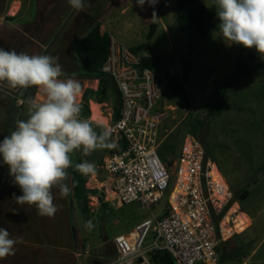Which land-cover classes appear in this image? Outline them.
Returning a JSON list of instances; mask_svg holds the SVG:
<instances>
[{
    "label": "rangeland",
    "instance_id": "obj_1",
    "mask_svg": "<svg viewBox=\"0 0 264 264\" xmlns=\"http://www.w3.org/2000/svg\"><path fill=\"white\" fill-rule=\"evenodd\" d=\"M20 1L22 4L0 0V48L57 57L67 77L78 79L82 85L79 103L86 89L99 88L98 79L82 75L75 53L77 42L97 18L105 25L104 32L118 42L129 48L145 44L141 56L160 57L161 65L155 70L159 78L165 79L169 74L181 79L191 107L186 108L171 92L165 94L162 137L167 136L166 142L175 146V152L161 148L159 156L169 164L179 157L188 135L200 139L231 187L229 226L234 227V219L240 213L251 220V225L239 233L232 229L235 234L222 243V252L234 256L243 253L242 262L264 264V56L255 48L224 41L218 23L206 37L182 30L177 23V0H164L157 9L146 0L143 6L137 0H84L83 11L73 9L68 0ZM201 1L208 7L215 6L214 0ZM15 6L19 8L13 14ZM151 24L156 25V31L148 40ZM241 59L258 67L257 71L246 76L239 74ZM17 98L25 103L18 105ZM29 98L43 101L45 97L35 88L10 89L6 84L0 85V141L15 130L18 120L27 119ZM117 98L110 93L107 101L99 104L106 124L93 121L92 110L90 118H82L100 132L115 119ZM223 101L226 105L218 114L214 108ZM92 104L91 101L90 108ZM110 143L114 145V141ZM112 149L96 150L90 156H83L80 151L71 154L73 160L94 162L99 169L87 183L88 188L99 192L90 197L88 216L73 201L77 241L73 237L72 202L54 188L58 210L53 217L38 215L35 206L18 205L14 198L22 192L0 157V228L7 229L17 241L15 254L0 260V264H108L115 256L116 237L128 234L146 220L163 216L175 178L159 205L151 209L140 202L120 206L113 199L104 169ZM242 190H248L249 197L235 201ZM101 196L109 203L108 208L102 207ZM89 220L94 225L91 229L85 227ZM151 242L150 233L147 244ZM237 259L229 264H237Z\"/></svg>",
    "mask_w": 264,
    "mask_h": 264
},
{
    "label": "built area",
    "instance_id": "obj_2",
    "mask_svg": "<svg viewBox=\"0 0 264 264\" xmlns=\"http://www.w3.org/2000/svg\"><path fill=\"white\" fill-rule=\"evenodd\" d=\"M146 1L157 9L164 0ZM142 57L111 36L103 72L116 85L119 116L105 128L113 148L125 146L105 159V173L120 206L140 202L149 209L159 205L175 179L163 216L116 237L108 264H155L151 255L156 251H167L177 264H220L219 247L235 234L228 219L231 187L193 135L185 138L172 166L162 162L159 150L167 137H162V102L168 87L155 70L143 66Z\"/></svg>",
    "mask_w": 264,
    "mask_h": 264
},
{
    "label": "clouds",
    "instance_id": "obj_3",
    "mask_svg": "<svg viewBox=\"0 0 264 264\" xmlns=\"http://www.w3.org/2000/svg\"><path fill=\"white\" fill-rule=\"evenodd\" d=\"M68 3L77 11L85 8L84 0ZM137 3L143 6L145 0ZM214 4L223 40L255 48L264 56V0H214ZM57 60L51 55L0 48V83L10 89L35 88L45 97L43 101L29 98L27 119L18 120L15 130L0 141L2 162L22 192L14 198L16 203L35 206L43 217H53L58 210L54 188L62 197L71 193L66 181L74 151L90 156L96 150L114 147L109 142V129L98 132L88 119L82 118L78 102L82 85L78 79L67 77ZM74 170L94 175L97 165L84 160L76 163ZM85 227L91 229L94 225L89 220ZM16 243L7 229L0 228V260L15 254Z\"/></svg>",
    "mask_w": 264,
    "mask_h": 264
},
{
    "label": "trees",
    "instance_id": "obj_4",
    "mask_svg": "<svg viewBox=\"0 0 264 264\" xmlns=\"http://www.w3.org/2000/svg\"><path fill=\"white\" fill-rule=\"evenodd\" d=\"M177 23L179 27L184 31H195L200 36L206 37L216 23H220L217 15L216 8L206 6L201 0H177ZM156 31V25L151 24L150 32L147 36L148 40H151ZM111 48V36L107 32H101L100 24L95 25L90 31L84 35L76 44L75 53L77 60L79 61L83 73L82 75L86 79H98L99 88L93 90L88 88L84 91L80 105L82 107L81 116L91 117L90 102L94 101L98 104H103L107 101L109 94L113 93L117 95L118 106L115 111V120L119 116V95L116 89V85L113 79L103 72V67L109 57ZM145 48V44H141L137 47L132 48L136 53H141ZM253 58V56H251ZM142 64L145 67L156 70L161 65V59L158 56H143ZM258 67H252L248 62L239 61L237 72L243 76L256 72ZM168 91L176 95L183 103L186 108L190 109L191 100L186 90L184 83L177 76L167 75L165 77ZM226 103L220 102L215 106L214 111L218 114L222 113V109ZM125 145L121 144L120 147L112 149V153L120 151ZM161 148H167L169 151L175 152V146L167 144L166 140L163 142ZM209 156V155H208ZM72 159V158H71ZM73 167L68 169L69 178L66 181L68 186L71 188V193L67 196L69 202L75 201L80 208V211L85 216H88L90 212V197L99 194L98 190L90 189L87 187V183L91 177L90 175H82L78 171L74 170L76 163L83 162V160H73ZM173 161H170L169 166H172ZM99 169L97 168L98 172ZM250 193L248 190L239 191L236 194L237 202L243 201L249 197ZM104 196H101L102 207L108 208L109 203L105 202ZM220 264H229L235 262L237 264L242 263L240 257L244 256L243 253L233 255L231 253L222 252V247H219ZM152 260L155 264H177L175 259L167 251H156L151 255Z\"/></svg>",
    "mask_w": 264,
    "mask_h": 264
},
{
    "label": "bare ground",
    "instance_id": "obj_5",
    "mask_svg": "<svg viewBox=\"0 0 264 264\" xmlns=\"http://www.w3.org/2000/svg\"><path fill=\"white\" fill-rule=\"evenodd\" d=\"M14 11H15V8H14ZM91 110H92V120L93 121H96L99 123H104V124L107 123V119L103 116V114L101 112V105L93 103L91 105ZM250 225H251V220L244 213H240L234 219L233 230L236 233H239L240 231L248 228ZM231 231H232V229H231Z\"/></svg>",
    "mask_w": 264,
    "mask_h": 264
},
{
    "label": "crops",
    "instance_id": "obj_6",
    "mask_svg": "<svg viewBox=\"0 0 264 264\" xmlns=\"http://www.w3.org/2000/svg\"><path fill=\"white\" fill-rule=\"evenodd\" d=\"M13 3H19V4H22V2H21L20 0H13ZM14 8H15V11H14ZM18 8H19L18 6L13 7V9H12L11 12H12L13 14H15V13L17 12ZM1 19H2V18H1ZM1 19H0V20H1ZM100 20H101V19H99V18H97L96 20H94V25H93L92 27H94V26L97 25V24H100V26H101V32H102V33H105L104 30H106V29H105L106 27H105V25H104L103 23L100 22ZM92 27H91V28H92ZM106 32H107V31H106ZM44 48H46V46H44ZM1 84H2V83H0V85H1ZM92 103H96V102H93V101H92ZM96 104H98V103H96ZM2 182H3V181H1V183H2Z\"/></svg>",
    "mask_w": 264,
    "mask_h": 264
},
{
    "label": "water",
    "instance_id": "obj_7",
    "mask_svg": "<svg viewBox=\"0 0 264 264\" xmlns=\"http://www.w3.org/2000/svg\"><path fill=\"white\" fill-rule=\"evenodd\" d=\"M71 214H72V222H73V237L75 239V241H77L78 238V230H77V226H76V220H75V208H74V204L72 201V207H71Z\"/></svg>",
    "mask_w": 264,
    "mask_h": 264
}]
</instances>
